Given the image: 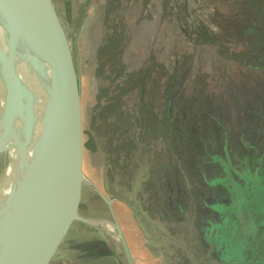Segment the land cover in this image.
<instances>
[{
  "label": "rangeland",
  "instance_id": "1",
  "mask_svg": "<svg viewBox=\"0 0 264 264\" xmlns=\"http://www.w3.org/2000/svg\"><path fill=\"white\" fill-rule=\"evenodd\" d=\"M63 4L82 26L85 172L136 263L264 264V0ZM80 215L112 218L88 186ZM51 264L127 262L76 222Z\"/></svg>",
  "mask_w": 264,
  "mask_h": 264
},
{
  "label": "water",
  "instance_id": "2",
  "mask_svg": "<svg viewBox=\"0 0 264 264\" xmlns=\"http://www.w3.org/2000/svg\"><path fill=\"white\" fill-rule=\"evenodd\" d=\"M81 28H74L63 0H0V158L7 157L0 264H51L76 222L115 234L127 264H137L113 208L116 197H107L84 171ZM85 186L112 218L80 215Z\"/></svg>",
  "mask_w": 264,
  "mask_h": 264
},
{
  "label": "crops",
  "instance_id": "3",
  "mask_svg": "<svg viewBox=\"0 0 264 264\" xmlns=\"http://www.w3.org/2000/svg\"><path fill=\"white\" fill-rule=\"evenodd\" d=\"M84 171H85V161H84ZM85 174H86V172H85ZM87 176V175H86ZM100 190H102V188H101V186H103V182H102V185H101V182H97V180H95V179H93V178H89ZM115 201L113 200V203H114ZM114 207V206H113ZM116 208L114 207V211H115V214H116V216H117V219H118V221H119V223H120V225H121V227H122V230H123V232L125 233V236H126V239H127V241H128V243H129V237L127 236V234H126V228H125V224L123 223V221L119 218V214L117 213V209L115 210ZM129 247H130V249L132 248L131 247V245H130V243H129ZM131 252H132V249H131ZM132 254H133V252H132ZM133 256H134V254H133ZM134 258H135V256H134Z\"/></svg>",
  "mask_w": 264,
  "mask_h": 264
},
{
  "label": "bare ground",
  "instance_id": "4",
  "mask_svg": "<svg viewBox=\"0 0 264 264\" xmlns=\"http://www.w3.org/2000/svg\"><path fill=\"white\" fill-rule=\"evenodd\" d=\"M108 230H109V231H112L113 229H112L111 227H108Z\"/></svg>",
  "mask_w": 264,
  "mask_h": 264
},
{
  "label": "trees",
  "instance_id": "5",
  "mask_svg": "<svg viewBox=\"0 0 264 264\" xmlns=\"http://www.w3.org/2000/svg\"><path fill=\"white\" fill-rule=\"evenodd\" d=\"M169 109V108H168Z\"/></svg>",
  "mask_w": 264,
  "mask_h": 264
}]
</instances>
